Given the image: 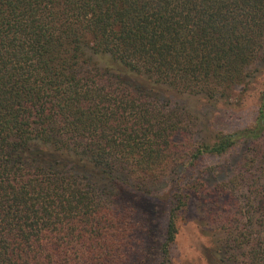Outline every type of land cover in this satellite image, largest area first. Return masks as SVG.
<instances>
[{
  "label": "trees",
  "instance_id": "16d2710c",
  "mask_svg": "<svg viewBox=\"0 0 264 264\" xmlns=\"http://www.w3.org/2000/svg\"><path fill=\"white\" fill-rule=\"evenodd\" d=\"M261 55L264 0H0V264H168L189 187L173 181L164 229L136 248L144 186L172 151L240 145L251 159L203 208V256L264 264V89L249 128L189 150L185 112L158 96L227 101Z\"/></svg>",
  "mask_w": 264,
  "mask_h": 264
},
{
  "label": "rangeland",
  "instance_id": "374dc122",
  "mask_svg": "<svg viewBox=\"0 0 264 264\" xmlns=\"http://www.w3.org/2000/svg\"><path fill=\"white\" fill-rule=\"evenodd\" d=\"M252 70H256L253 73L255 78L243 89L242 86H237L233 96L227 101H207L199 97L176 95L167 90L158 95L160 99L170 101L173 111L185 112L184 120L188 127L183 138L188 150L199 143L212 141L218 135L249 128L254 123L260 95L264 89V55L253 63ZM177 139L183 140L181 137ZM262 146L264 148V140ZM247 148L248 145H240L223 156L203 155L198 160L191 158V155L186 159L189 152L185 153L186 157H182L178 149L172 151V163L168 169L160 176L146 181L147 188H143L153 193L155 208L141 201L134 203L137 207L135 221L146 224L145 227L149 226L152 230L151 234L140 232L137 235L139 240L135 244L136 248L151 245L152 236L156 235L157 238L158 231L164 229L167 213L174 205L169 199L168 189L175 179H179L181 184L189 187L190 197L185 206H176L179 208L177 231L170 245L168 264H207L203 249L210 246L212 238L202 231V217L205 215L203 208L213 206L212 197L219 196L215 195L216 186L227 180H236L240 165L251 159L252 153ZM220 200L221 198L217 201Z\"/></svg>",
  "mask_w": 264,
  "mask_h": 264
}]
</instances>
